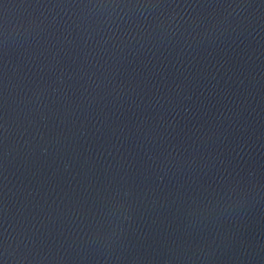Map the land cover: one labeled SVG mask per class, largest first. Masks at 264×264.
<instances>
[{
  "label": "water",
  "instance_id": "95a60500",
  "mask_svg": "<svg viewBox=\"0 0 264 264\" xmlns=\"http://www.w3.org/2000/svg\"><path fill=\"white\" fill-rule=\"evenodd\" d=\"M0 264H264V0H0Z\"/></svg>",
  "mask_w": 264,
  "mask_h": 264
}]
</instances>
